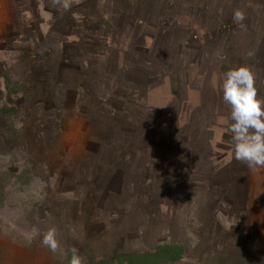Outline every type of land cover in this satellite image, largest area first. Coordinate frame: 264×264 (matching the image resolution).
<instances>
[{"label":"rangeland","instance_id":"374dc122","mask_svg":"<svg viewBox=\"0 0 264 264\" xmlns=\"http://www.w3.org/2000/svg\"><path fill=\"white\" fill-rule=\"evenodd\" d=\"M8 1L0 0L2 37L9 32ZM154 2L140 0L134 5L137 10L149 8L147 16L157 19L165 11L161 22H151L144 12L135 10L137 16H146L143 30L141 22L132 17L123 31L115 29L111 33L105 51L114 60L93 58L103 61L102 71L97 73L100 78L106 75L114 81L118 75L112 73L118 71L109 62L122 64L123 76H132V80L126 82L122 76L121 87L128 92L127 101L139 105L138 111L145 103L149 116L167 119L168 125L179 119L176 136L187 149L168 146L128 156L115 153L116 164L125 168L132 159L145 158L144 164L150 163L147 175L136 177L120 169L115 174L111 172L112 186L132 193L128 198L131 204L119 208L111 203L109 215L93 222L83 219L73 224L82 214L101 215L92 209L96 201L90 199V191L77 197V190L82 188L69 183L79 174L85 175L86 167L48 169V190L43 186L35 188L36 184H46L39 183L40 174H36L23 194H13L15 203L0 223V264H70L72 248L87 264L92 257L98 260L124 251H147L166 240L182 242L187 253L185 260L172 264H264V168L252 170L234 159L227 131L231 108L223 102L221 91L223 74L243 65L254 75L258 98L264 99L260 74L264 72V0ZM127 4L130 6V0ZM237 9L245 15L242 25L233 20ZM162 21L167 23L165 28ZM224 23L234 28L227 30ZM40 53L25 57L24 71L31 70L33 58L43 59L45 51ZM100 53L102 56L104 50ZM135 53L138 58L129 60ZM13 61L9 64L12 70L21 71ZM166 67H173L174 73L181 71L186 78L189 71L192 86L185 91V82H163ZM36 80L40 86L45 83L38 77ZM185 100L189 102L184 104ZM160 109L162 114L156 112ZM82 121L76 122L73 129L78 131L80 125L82 128ZM155 171L159 174L154 176ZM97 172L98 176L107 174L110 168ZM148 176L150 184L144 183ZM92 187L95 195L104 191L99 185ZM141 189L145 197H141ZM76 199H83V205ZM51 227L56 228L60 245L55 253L41 245L44 233Z\"/></svg>","mask_w":264,"mask_h":264},{"label":"trees","instance_id":"16d2710c","mask_svg":"<svg viewBox=\"0 0 264 264\" xmlns=\"http://www.w3.org/2000/svg\"><path fill=\"white\" fill-rule=\"evenodd\" d=\"M128 1L72 0L71 8L63 11L59 6H53L51 0H10L9 32L0 36V223L15 203L13 194H23L36 174H40L39 183L44 181L46 184H36L35 188L43 186L48 190L51 175L47 170L70 165H75L77 170L86 167L85 175L79 174L69 183L82 188L77 190V197L90 191V199L96 201L92 209L101 212V215L82 214L73 220V224H80L83 219L91 222L99 220V217L103 219L111 212V203L119 208H127L131 204L128 201L132 194L129 190L112 186L115 170L144 177L150 164L147 161L145 165V158H139L132 159L126 168L125 165L121 167L116 164L115 153L128 156L168 146L187 149L176 136L179 119L168 125L167 119L149 116L150 110L145 103H142L144 108L138 111L137 103L133 105L127 101L128 92L122 89L120 81L124 74L122 64L109 62L118 71L112 73L118 75L116 81L106 75L100 78L97 74L102 71V60H114L105 51L112 31H123L132 17L141 22L142 31L144 17L150 15L149 8L144 6L137 10L134 3L140 0H130L131 7ZM159 1L164 0H155L154 3ZM135 10L144 12L146 16H137ZM164 14L165 11H161L158 19L150 16L147 19L161 22ZM41 50L45 51L43 59L33 58L31 70L24 71L22 63L25 57L42 55ZM100 50H104L102 56ZM18 54L20 57L17 59ZM93 56L103 59L94 61ZM132 56L129 57L131 61L138 58L136 53ZM11 60L21 71L12 70ZM179 72L174 73L173 67H166L162 81L180 80L185 82L183 90L187 91L192 86L191 74L186 70L187 79ZM260 74L264 80V72ZM36 77L45 80L43 87L37 84ZM131 77L125 75L122 80L129 82ZM175 94L173 91L172 97ZM188 102L183 101L184 104ZM156 112L163 113L161 109ZM83 117L87 121H82ZM78 121H82L83 126L81 128L80 125L76 131L73 128ZM106 166L110 172L98 176L97 170ZM155 172L152 175L159 174ZM144 183H151L150 176ZM93 185L104 189L100 196L90 189ZM139 193L141 197L146 195L143 189ZM90 199L85 200L92 202ZM74 201L83 205V199ZM60 225L63 227L64 224ZM186 257L182 242L166 240L154 244L147 251H124L116 257L103 256L98 260L92 257L87 264H172Z\"/></svg>","mask_w":264,"mask_h":264},{"label":"clouds","instance_id":"9594fccd","mask_svg":"<svg viewBox=\"0 0 264 264\" xmlns=\"http://www.w3.org/2000/svg\"><path fill=\"white\" fill-rule=\"evenodd\" d=\"M51 2L63 11L72 6V0ZM244 19L241 10L234 11V22L242 25ZM221 91L223 102L231 108L227 131L231 134L234 159L252 170L264 168V99L258 98L253 73L243 65L227 70L223 74ZM56 237V228H49L42 237L41 245L53 253L57 252L60 245ZM71 252L70 264H83L78 250L72 248Z\"/></svg>","mask_w":264,"mask_h":264},{"label":"built area","instance_id":"2783aa9c","mask_svg":"<svg viewBox=\"0 0 264 264\" xmlns=\"http://www.w3.org/2000/svg\"><path fill=\"white\" fill-rule=\"evenodd\" d=\"M166 24H167V23H165V21H162V27L165 28V25H166ZM223 27L226 28L227 30H230V29H233V28H234V25H231V24H225V23H224Z\"/></svg>","mask_w":264,"mask_h":264},{"label":"crops","instance_id":"0c3cea01","mask_svg":"<svg viewBox=\"0 0 264 264\" xmlns=\"http://www.w3.org/2000/svg\"><path fill=\"white\" fill-rule=\"evenodd\" d=\"M195 1H196V3H199L201 0H195ZM208 1H211V3H214V4L216 3L215 0H208ZM222 1H223V0H222ZM213 7H214V6H213ZM263 43H264V42H263ZM260 70H261V69H260Z\"/></svg>","mask_w":264,"mask_h":264}]
</instances>
